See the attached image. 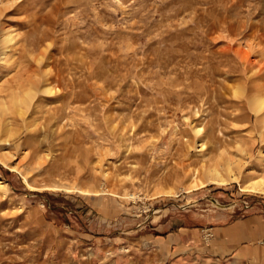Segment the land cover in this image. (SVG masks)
Returning <instances> with one entry per match:
<instances>
[{
  "label": "rangeland",
  "instance_id": "374dc122",
  "mask_svg": "<svg viewBox=\"0 0 264 264\" xmlns=\"http://www.w3.org/2000/svg\"><path fill=\"white\" fill-rule=\"evenodd\" d=\"M263 77L264 0H0V264H158L143 235L207 243L260 206L237 183L190 188L237 140L243 181L264 174Z\"/></svg>",
  "mask_w": 264,
  "mask_h": 264
},
{
  "label": "crops",
  "instance_id": "0c3cea01",
  "mask_svg": "<svg viewBox=\"0 0 264 264\" xmlns=\"http://www.w3.org/2000/svg\"><path fill=\"white\" fill-rule=\"evenodd\" d=\"M258 202L260 206L247 214L213 226L214 237L207 243L200 231L184 226L164 235H143L141 239L150 241L158 264H180L189 258L191 252L206 264H264V196ZM84 203L83 206L90 211H101L107 207L105 200Z\"/></svg>",
  "mask_w": 264,
  "mask_h": 264
},
{
  "label": "bare ground",
  "instance_id": "6f19581e",
  "mask_svg": "<svg viewBox=\"0 0 264 264\" xmlns=\"http://www.w3.org/2000/svg\"><path fill=\"white\" fill-rule=\"evenodd\" d=\"M6 39L11 40L12 38L9 35V36L6 37ZM6 39H5V42H6ZM255 79L258 80V77H256ZM263 79H264V77H263ZM38 82H39L38 79H35L34 80V84L35 85ZM28 86H30L29 83H28ZM18 87H20V86H18ZM46 91H50V90L48 89V90H45V92ZM35 94H36V91H34V89L29 88V87L27 88V91H25L24 92V95L22 96V98L23 97H25V98L22 99V101L20 102L22 104L21 105L22 108H19L18 116L19 115L20 116H25L26 115L27 109L28 110L30 109L31 104H32V101H33V99L35 97ZM249 103H250V108H251L250 110L253 113V115L256 116L257 122L258 123L261 122V124L264 125V83H261V84L254 83L253 96L251 97ZM16 108H18V106ZM2 123H4V122H2ZM194 133H195V136H197V138L198 137H201L200 138L201 140H204L203 138H204V136H206V134H205V128H204V126H201V125H197V126L194 127ZM207 137H208V135H207ZM261 140L264 142V130H261ZM3 141L9 142V138H6L4 140H1L0 139V142H3ZM240 144L241 143L238 140L234 144V146H233L234 149L233 150H235V152L232 153V155H234V156H231V157H223V154L224 153L227 154L229 152L225 148L224 150H222V152H221L222 154L220 153V158L218 160L207 159L202 164V166L200 167L201 169L199 170V173H198L199 174V177L200 178L203 177V178H201V179L199 178L198 179V176L197 175H193L194 177L197 176V179L191 183L190 190L191 191L192 190H197V189L206 187L208 185L224 186V185H229L231 183H237V184L240 185L242 191H246V192H250V193L264 194V174L261 175V176L259 175L257 177H251L250 176L247 180L243 181L242 175L244 173V170L247 169V168L250 169V167L248 166V163L246 162L247 160L246 161L244 160L243 155L244 154H248L249 151H247L248 149L245 148V147H242ZM200 146L202 147V149H206L207 148L206 147L207 144L205 142H202V144ZM195 148H197V147H195ZM196 150H198V148ZM257 160H258L257 161L258 167L261 168L262 171L264 172V150L259 152L258 159ZM1 161H3V160H1ZM197 168L198 167H196V169ZM195 173H197V170H194V174ZM6 188H7V186H6ZM166 192L168 194H172L173 193V191L170 190V189L168 191H166Z\"/></svg>",
  "mask_w": 264,
  "mask_h": 264
},
{
  "label": "trees",
  "instance_id": "16d2710c",
  "mask_svg": "<svg viewBox=\"0 0 264 264\" xmlns=\"http://www.w3.org/2000/svg\"><path fill=\"white\" fill-rule=\"evenodd\" d=\"M51 209H55V208H51Z\"/></svg>",
  "mask_w": 264,
  "mask_h": 264
}]
</instances>
